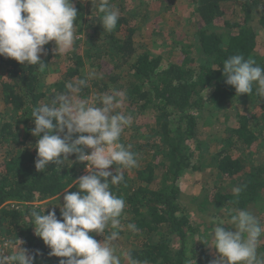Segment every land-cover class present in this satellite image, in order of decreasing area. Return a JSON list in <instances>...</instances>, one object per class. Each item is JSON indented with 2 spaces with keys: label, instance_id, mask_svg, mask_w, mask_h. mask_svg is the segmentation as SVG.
<instances>
[{
  "label": "trees",
  "instance_id": "obj_1",
  "mask_svg": "<svg viewBox=\"0 0 264 264\" xmlns=\"http://www.w3.org/2000/svg\"><path fill=\"white\" fill-rule=\"evenodd\" d=\"M226 1L229 0H192L193 26L197 29L194 35L197 46L195 55L184 46L179 49L178 63L165 66L160 55L152 56L135 47L134 34L137 28L128 10L122 6L123 0H109L114 8L118 6L120 13L117 27L111 32L103 31L99 23L101 14L96 5L92 13H86L83 4L75 5L78 12L76 26L78 20L92 14V22L87 21L85 30L91 29L99 35L96 40L99 45L94 47L93 38L85 56L104 76L102 80L93 81L91 86L87 83L89 88H83L79 97L85 94L96 100L102 94H111V87L118 86L124 93L125 103L130 106L125 108L127 112L131 110L129 114L138 119L139 114L148 108H152L156 114L151 134L145 137L144 144L131 150L145 165L136 167L133 178L127 175L130 169L124 170L123 181L118 186H112L113 193L123 197L126 202L122 225L135 224L139 229L134 232L135 235H141L140 247L130 253L133 258L147 261V264H192L195 259L196 254L192 258L187 256L188 242L194 239L199 225L191 222L182 204L185 197L181 179L187 171L196 169L188 142L196 136L197 120L194 113L197 109H218L238 97L247 101L252 99L257 108L252 119L240 114V123L231 130L233 137L224 139L223 147L215 157L220 179L229 180L235 188L242 187L243 190L239 196L232 195L229 201L228 197L216 191V186L204 188L202 213L206 211L208 215L215 216L222 205H235L237 209L246 210L264 205V162L250 164L241 156L230 153L236 144L254 151L256 141L264 140V97L256 94L255 86L249 96H237L235 89L225 83L222 71L214 70L235 54H241L245 59L252 58L264 68V49L260 47L259 37L251 25L253 19L257 18L264 31V0H231L239 4L242 13V20L235 23L222 19V4ZM220 22L225 32H211L213 25ZM81 33L83 30L79 28L77 34ZM54 47V42L45 46L41 59L48 67L43 70L0 57V99L2 105L11 112L6 121L0 117V149L7 148L4 156L0 157V222L8 220V233L12 231L14 243L22 241L21 246L28 249L30 254L39 252L34 264H59L62 258L50 257V249L35 235L30 212L32 209L41 213L43 211L33 203L38 199L58 197L79 176L76 172L79 162L75 154L68 158L70 165L66 161L65 166L58 168L49 163L44 173H38L34 166L37 138L30 134L34 128L31 121L32 107L48 103L50 96L66 92L65 84L73 81V78H84L81 74L84 63L79 51L73 49L67 54L56 56ZM199 55L207 58L206 63L197 62ZM57 61L59 65L61 61L64 68L56 80L47 83L45 79L50 64ZM122 84L126 87L122 88ZM205 89L210 91L203 98ZM131 126L134 129L139 127ZM20 128L23 130L22 137L18 134ZM156 144L162 150V160L159 162ZM147 158L151 160L147 162ZM155 162L162 168L158 174ZM79 165L82 167V164ZM7 202L10 204L5 206ZM11 203L18 208H12ZM56 215L61 219L60 212H56ZM261 219L264 224V215ZM109 231L106 230L104 235ZM92 235L96 240L104 238ZM260 253H264V243L258 250ZM201 256L200 262L207 259Z\"/></svg>",
  "mask_w": 264,
  "mask_h": 264
},
{
  "label": "clouds",
  "instance_id": "obj_2",
  "mask_svg": "<svg viewBox=\"0 0 264 264\" xmlns=\"http://www.w3.org/2000/svg\"><path fill=\"white\" fill-rule=\"evenodd\" d=\"M96 8L101 14L99 23L103 31H113L120 18L118 9L109 0H98ZM77 17L72 0H0V57L27 67L36 66L38 70L47 68L41 56L50 42H54L56 56L73 50ZM214 70L222 71L225 83L235 89L237 96H249L255 86L256 94L264 97V68L254 59L235 54ZM89 78L67 82L66 92L32 107L34 128L30 134L37 138L36 171L44 173L49 163L61 168L75 154L77 162L85 163L88 174L74 180L76 192L68 191L73 186L63 191V204L57 206L61 219L54 208L47 215L44 213L48 207L42 213L32 209L31 225L35 235L50 249L49 256L62 258L59 264H122L116 254V241L124 227L121 218L126 202L113 193L112 186L123 181L124 170L138 166L131 145L121 142L133 117L116 111L124 103L123 92L112 90L111 94L99 96L95 103L79 99ZM242 190L232 189L237 196ZM224 225L234 231L226 230ZM127 228L139 231L133 223H128ZM92 233L104 238L98 241ZM262 237L264 224L260 219L246 209H236L227 223L212 227L209 246L220 257L215 264H264V253L258 254ZM22 243L7 240L5 247L15 251L0 253V264H34L39 252L30 254L21 247ZM123 258L127 264H147L133 258L130 252Z\"/></svg>",
  "mask_w": 264,
  "mask_h": 264
},
{
  "label": "rangeland",
  "instance_id": "obj_3",
  "mask_svg": "<svg viewBox=\"0 0 264 264\" xmlns=\"http://www.w3.org/2000/svg\"><path fill=\"white\" fill-rule=\"evenodd\" d=\"M94 1L96 2L92 3ZM97 1L98 0H72L74 6L76 4H83V6H85L86 13L88 11L92 13ZM113 4L117 5V3ZM110 5H112V3H110ZM122 6L128 10L131 17L130 19H133V22L136 25L137 30L134 34V44L139 51H146L152 56L160 55L163 57L164 66L168 63H178L179 49L184 46L189 48V51L192 55H195L197 46L195 45L194 35L197 29L193 26L195 21L192 12L194 8V3L192 0H123ZM222 6L224 12V17L222 19H225L230 23H235L242 20V13H240L238 3H233L231 0H229L224 2ZM117 7L115 9H117ZM91 15H87L85 19L78 20L77 26L75 25V41H77H74L73 48L74 50H78V54L83 58L84 66L81 70V74L84 78L90 77L88 79V84L90 86L92 85L93 81L102 80V77H104L99 73V71H97V68L92 65L85 56V53H87V49L92 43L93 38H95V42L93 44L94 47H96L97 44L99 45L98 41L96 44V40L97 37L99 38V35L94 33L91 29L89 30L92 31L93 34H91L89 30H85V25L87 21L91 19ZM91 20L90 22H92ZM257 20V18L253 19L251 25L259 37L260 47L264 49V31L262 27L259 26ZM79 28L83 30V33L80 35L77 34ZM211 32L218 34L224 33L225 28L223 27V23L220 22L213 25ZM196 60L198 63H206L207 58L205 56L199 55ZM65 65H67V63H65ZM62 68H64V65L61 63V61L60 65L58 61L51 63L50 69L48 71L49 74L47 75L48 77L45 79V81L48 83L54 81V79L56 80V77ZM72 80H75V78ZM103 80L105 79L103 78ZM126 85L122 84L121 87L124 88ZM112 90L121 92V90L118 89V86L115 88L111 87V92ZM93 91L97 94L95 89ZM207 94L208 93H205L203 98H206ZM90 97L91 98L88 96L86 97L84 94L83 96H80L79 99L87 100L90 103L97 102V99L95 100L92 96ZM128 107L130 106H128V104L124 101V103L120 106V108L116 109V111L125 113V108ZM256 109L255 101L252 99L247 101L242 97H238L237 99L231 100L220 106L218 109L202 108L197 109L194 113V116L197 120L196 136L188 142V146L191 149V160L196 169H194L195 171H187L181 179V189L185 197L182 204L186 207V212L188 213V217L191 222L196 226L199 225L198 231H196L197 233L193 236L194 239H191L188 242L189 251L187 256L192 258L194 254H196L194 257L195 259L192 260V264H215V262L220 260L219 254L215 248L209 246V244L212 243L211 230L215 224L227 223L230 220L231 215L235 214V210L237 208L235 205H222L215 216L212 214L208 215L205 210V212L202 213L203 209L201 208V204L203 202V189L216 186V191L224 194L225 197H228L229 201L230 197L235 194L232 191V189L235 188L233 183L229 180L220 179V174L216 168L215 157L220 149H222L224 139L233 137L231 130L237 128L238 124L240 123V114H245L252 119ZM129 112H131V110L128 112L126 110L125 114H129ZM10 113V109L8 107H4L0 99V117H2V120H8ZM155 115L156 114L152 108L144 110L142 114H139L138 119H136L137 116L135 117V115L132 114L131 116L133 117V122L131 125L134 127H139L134 129L130 125L129 127L125 128L121 137V141H123L122 143H124L126 146L131 145V150L137 145L144 144L145 137H148L151 134L150 130L154 127V119H156ZM130 127L132 128L130 129ZM18 134L22 137L23 130L21 128ZM13 147L15 146L13 145ZM6 149V146L5 148L0 149V157L4 156ZM155 151H157V156H159V162L162 160V156L160 154L162 150L157 148V144L155 145ZM230 153L241 156L242 159H244L246 162L248 161L250 164L262 163L264 162V140L259 139L256 141L254 151L248 148L243 149L238 144H236L231 148ZM139 155L140 153L138 154V157ZM140 158L143 157L141 156ZM147 159V162L151 160L149 158ZM137 160L138 166L145 165V163H142L140 159L137 158ZM158 162H155L156 174L162 170L160 165H157ZM70 164L71 161L69 160V165ZM79 164H82V167ZM135 169L136 167L131 168L127 172L128 177H134ZM76 172L79 176L75 180L81 176L87 175L88 173L85 170V163H78ZM70 187L72 188L69 189ZM70 187L68 188L71 190L70 192H76L78 190L75 186V181L70 185ZM63 195L64 193L55 198H46L43 200L38 199V201H35L33 205L38 207V209L41 211L48 207L45 210L47 212L52 211L54 208L55 212L58 213L60 212V208L57 206L59 204H63ZM6 204L10 203L7 202L4 205L6 206ZM11 206L12 208H16L14 204ZM254 208L247 210L262 220L261 216L264 215V205L260 206V208ZM3 222L4 223L0 222V236L7 238L8 240H12L14 235L13 233H10L12 231L8 233V220ZM223 227L226 230L234 231L231 226L224 225ZM93 234L95 237L99 236L95 233ZM141 242V235L137 237L134 232L127 228V226L123 227L122 234L119 235V239L116 241V254L121 257L122 264H127V261L123 258L124 254L138 249L141 245ZM263 243L264 237H262V242L260 243L258 250L261 248ZM201 255L205 256L207 259L200 262L199 259L202 257Z\"/></svg>",
  "mask_w": 264,
  "mask_h": 264
},
{
  "label": "built area",
  "instance_id": "obj_4",
  "mask_svg": "<svg viewBox=\"0 0 264 264\" xmlns=\"http://www.w3.org/2000/svg\"><path fill=\"white\" fill-rule=\"evenodd\" d=\"M90 149H86V152L90 153ZM7 238L1 237L0 236V253H5V254H12L14 253V248L12 247H5V242L7 241Z\"/></svg>",
  "mask_w": 264,
  "mask_h": 264
}]
</instances>
